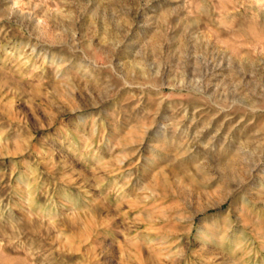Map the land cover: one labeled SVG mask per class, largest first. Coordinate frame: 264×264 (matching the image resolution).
Here are the masks:
<instances>
[{
    "label": "rangeland",
    "instance_id": "rangeland-1",
    "mask_svg": "<svg viewBox=\"0 0 264 264\" xmlns=\"http://www.w3.org/2000/svg\"><path fill=\"white\" fill-rule=\"evenodd\" d=\"M0 264H264V0H0Z\"/></svg>",
    "mask_w": 264,
    "mask_h": 264
}]
</instances>
